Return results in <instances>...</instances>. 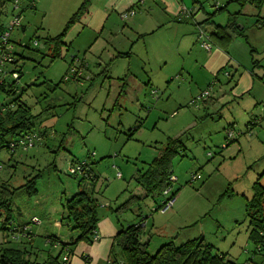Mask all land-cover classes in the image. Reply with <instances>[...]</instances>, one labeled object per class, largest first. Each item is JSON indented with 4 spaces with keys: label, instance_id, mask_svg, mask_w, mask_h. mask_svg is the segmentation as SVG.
<instances>
[{
    "label": "rangeland",
    "instance_id": "obj_1",
    "mask_svg": "<svg viewBox=\"0 0 264 264\" xmlns=\"http://www.w3.org/2000/svg\"><path fill=\"white\" fill-rule=\"evenodd\" d=\"M64 1L16 0V8L13 0L7 1L0 16L5 29L18 16L20 26L9 31L8 40L21 71L15 85L17 92L23 90L21 100L35 115L33 132H44L27 150L17 147L12 157L0 148V185L18 187L35 176L36 187L30 196L21 190L15 193L11 223L5 230L0 228L1 246L25 250L37 261L56 256L60 247L48 242L52 236L69 241L78 235L65 218L63 203L80 188L106 213L131 195L141 196L123 213H111L123 226L145 225L149 253L164 242L178 245L201 234L234 263L264 264V256L254 254L247 239L246 216L252 184L264 189V24L257 27L258 17L252 15L260 11L262 16L264 4L258 9L249 2L241 6L232 0H183L196 21L213 13L212 20L224 24L228 12L244 13L237 25L245 26L246 39L233 38L228 49L244 54L246 65L258 72L254 79L260 99L243 111L245 98L237 105L238 100L223 97L230 87L224 73L212 85V76L192 65L195 56L206 51L196 42L194 49L191 42L183 46L193 20L165 24V14L157 5L137 12L145 16L139 29L144 33H129L130 19L120 33L124 24L118 17L117 30L113 12L116 21H106L94 43L96 33L88 24L75 35L85 12L66 33L70 45L50 61L47 50L35 41L64 28L75 10L64 9ZM224 4L226 10L216 11ZM251 47L257 51H250ZM250 52L261 66H251ZM11 66L3 68L6 82L15 79L9 73ZM204 90L209 92L206 101L191 103ZM8 99L0 91V102ZM168 137H180L182 147L171 163L176 178L171 189H178L172 205L161 211L155 208L168 195L142 198L131 176L148 167ZM71 162L88 164L98 177L93 186L89 178L77 186L81 174L65 172ZM33 216L39 224L31 222ZM26 223L29 235L12 229L25 228Z\"/></svg>",
    "mask_w": 264,
    "mask_h": 264
},
{
    "label": "trees",
    "instance_id": "obj_2",
    "mask_svg": "<svg viewBox=\"0 0 264 264\" xmlns=\"http://www.w3.org/2000/svg\"><path fill=\"white\" fill-rule=\"evenodd\" d=\"M7 1L10 0H0V16L3 13V7ZM232 1L240 2L241 6L249 2L250 4H254L258 9L264 4V0ZM87 4V0H84L80 4L77 10L66 21L64 28L60 33L43 38L42 44L48 46L46 54L50 61L61 56L62 48L66 46L63 38L74 23H76L86 12ZM221 10H226V4L216 9V11ZM241 14V9L234 13L228 12L226 23L221 25L212 20L213 13H210L206 18L199 22L198 25H200V28L205 33L208 32V37L211 43L225 49L233 38L243 36V28L239 24L237 25V18ZM256 22H258V20ZM5 30V27L0 24V37ZM10 55L12 57L11 51ZM16 62V59L12 58L10 62L3 65V68L6 65L11 64L12 69L9 73L11 74L12 72L17 71V76L19 77L21 71L20 67L16 69ZM15 80L16 79L11 82H6L4 78H2V75L0 76V91L6 94L9 98L7 101L0 102V148H5L10 151L11 157L16 150V148L13 150L9 148V143L11 141L23 137L30 132L36 133L39 137L44 134V132H33L31 127L35 115L31 114L30 108L21 100L23 90L17 92ZM180 147H182L180 137H168L158 153L151 159L148 167L142 172L133 173L131 176L141 190L140 195H142V198L147 196L154 198L161 194L168 195L160 205L156 206L155 210H161L168 201L174 200L178 188L175 190L171 189V182L176 180L172 175L171 163L172 158L180 150ZM71 163L80 165L82 168V171L78 173L81 174V178L78 181L77 186L80 187L85 178L91 179V185L93 186L98 177L87 169L86 165L88 164L85 162ZM173 177L175 179H173ZM34 178L35 176L27 178L25 182L18 187H9L6 183H1V229L5 230L6 226L11 223L12 200L17 190L23 191L28 196L36 193ZM252 191V196L246 201V216L248 217V225L250 227L247 238L254 244V252L260 253L264 251V189L254 182L252 184ZM140 198L137 195H131L115 208L110 207V211L115 214L123 213L130 208L129 205L133 203L134 199ZM98 206L99 203L91 194L79 188L70 197L66 198L63 203V208L66 214L65 218L71 222V229L78 230V235L75 238L63 242L59 241L57 237L52 236V239H50L49 242L52 244L53 240L58 241L60 243L59 252L56 256L48 255L42 262H38L35 258L32 259L31 253H28L25 250L1 246V243L0 264H67L77 242L83 241L92 243L94 241L93 237L95 233H97L96 226L99 219ZM141 223L142 222L129 224L118 230L113 237V242L109 250L110 264H237L226 259L225 254L216 251L214 247L205 242L201 236L186 240L178 245L170 240L161 244L154 253H149V236L143 237V229L145 225ZM26 226L27 223L25 224V227ZM22 227L20 229L13 227L12 229L19 230L21 233L26 232V229H23ZM260 231H263V233L261 234ZM26 233L29 235L28 232ZM117 251L119 252L118 255H116ZM60 256L61 261L59 260ZM63 257H66V259L63 260ZM82 258L84 261H89L86 256H83Z\"/></svg>",
    "mask_w": 264,
    "mask_h": 264
},
{
    "label": "crops",
    "instance_id": "obj_3",
    "mask_svg": "<svg viewBox=\"0 0 264 264\" xmlns=\"http://www.w3.org/2000/svg\"><path fill=\"white\" fill-rule=\"evenodd\" d=\"M13 1L15 3L16 0H13ZM83 1L84 0H65L63 4V8L69 9V7H71V11H73L74 9L77 10V8L80 6V4ZM87 1H88V4L86 7V15L83 19L79 21V26L81 27H79V31H75V35L79 36V34L82 32L81 28L83 27V25L87 26L88 24V27H90L91 29L93 27L92 29L93 33L94 34L96 33L95 40L92 43H94L97 39V36L101 34L103 30L102 28H104L106 21L107 22L109 21L112 22V20L113 22L116 21V15H115V18L112 19L114 15L113 12L117 13V23H118L117 30L121 26V23L119 22L120 19H121L120 21H122L124 24L121 26L122 28H120V33L123 32L124 28H128L126 27L128 24L126 22L127 19L128 20L130 19L129 24L132 26V27H129L128 29L129 33L131 34L144 33V30H139V29L142 26L143 18L145 16H143L142 14L137 15V12L141 10H146L150 8L151 5H157L162 9V11L165 14V20H164L165 24L176 23V22L179 24L184 21H187L188 19L190 21L193 20L192 26L188 25V27L186 28L187 34H189V36L183 40V46L186 47L188 43L191 42L193 45V49H194L198 47V45L196 46L194 42L200 43L199 42L200 40L198 38V33H199V30H201V28H200V25H198V23L201 22L203 19L201 21L194 20V17L192 19V16H193L192 9L188 8V6H186V3L183 0H87ZM21 3H22L21 7L23 8V2L21 1ZM13 8H14V5H13ZM131 9L134 10L133 15L131 16L129 15L125 19H122L120 17V13L122 11H126V10L129 11ZM75 10L71 13V15L75 12ZM230 13H234V12H230ZM241 13L244 14L242 11ZM71 15L68 17V19L71 17ZM252 15H255L256 17H258L257 19L258 22H256L257 20L255 21V24L257 27L260 26V24H264V14L261 16L260 11H256L252 13ZM98 19H99V22H98ZM226 21H227V17H226ZM0 24H2L3 27H5L2 22H0ZM112 25L114 26V23H112ZM241 27L243 28V30L245 29L244 25H241ZM23 29L24 28L22 27L21 30ZM113 31H114V28L112 27L111 32ZM66 35L64 36L63 40L65 42V45L69 46L71 41H68L66 39ZM206 35H208V32H206ZM46 36H52V35L46 32L43 37H38L39 39L36 40L35 42H40L41 43L40 46L47 50L48 46L42 44L43 38ZM241 37H244L246 39V36L244 35V33H243V36ZM128 41L129 39H127V42ZM253 50L257 51L255 47H251L250 51H253ZM249 57L252 62L251 66H255V65L261 66V63L258 61V59L256 60L254 59L251 52L249 54ZM244 59H245V56L241 52L232 50L231 48L228 49V46L225 49H223L215 45L214 43H212L210 51H205L203 55L202 53H200L198 56H195L192 65L201 66V69L203 72L211 75L212 77L210 80H211L212 85L218 83L219 81L218 75L221 73H224V76L226 77V82L230 84V87H229L227 94H223V97H225L226 100L229 99L230 97L233 100H238V102L236 103L237 105L240 104L239 103L240 100H243V98H245V100L243 101L245 107L244 108L240 107V109H242L243 111H246V109H250L254 104L256 105L257 103H259L258 100L260 98L258 94H256V92H259L260 89L257 86H255L256 80L254 79V77L258 78V72H255L254 69L249 68V66L246 65V63L244 62ZM181 69L182 70L187 69V73L188 74L190 73V68H184V66H182ZM225 72H227V75H225ZM198 96H196L195 99L192 100L191 103H195L197 100L203 101V102L206 101L207 97L204 99H199ZM98 211H99L98 212L99 219H98L97 226H96L98 239L95 240L94 243H87L83 241L77 242L74 246V249L71 253V256L67 264H110L109 250L113 242V237L116 235L118 230L123 227V225L118 222V219L112 216L111 212L106 213L104 210H98ZM249 230H250V227L248 225L247 237H248ZM199 236L202 237L201 234ZM199 236H196V237H199ZM53 243H55L53 244L54 247H57V248L60 247V243L58 241L53 240ZM56 243H58V245H56ZM254 250H255V247L252 250L254 254H259V255L264 256V251L260 253L259 252L256 253L254 252ZM219 253H223V252H219ZM81 256L82 257L86 256L89 259V261L88 262L84 261ZM35 259L37 260V258ZM40 261L42 262L43 260H40Z\"/></svg>",
    "mask_w": 264,
    "mask_h": 264
},
{
    "label": "built area",
    "instance_id": "obj_4",
    "mask_svg": "<svg viewBox=\"0 0 264 264\" xmlns=\"http://www.w3.org/2000/svg\"><path fill=\"white\" fill-rule=\"evenodd\" d=\"M14 7L16 8L17 5H16V1L14 3ZM134 14V10H129L124 13H120V17L122 19H125L126 17H128L129 15H133ZM18 16H15L10 22L9 24L7 25V28L6 30L2 33L1 37H0V76L3 74V65L5 63H8L12 60V57L10 55V50H9V45H8V40H9V31L18 26ZM198 38H199V42H200V45L206 50V51H210L211 49V46H212V43L208 37V35H206V33L201 29L199 30V33H198ZM73 68H71V71H72ZM75 69H73L74 71ZM225 75H227V72H225ZM11 76L13 78H17V74L16 72H12L11 73ZM209 96V92L208 90H205L203 91L199 96L198 98L199 99H204L206 97ZM41 138V136L39 137V135H37L36 133H28L27 135H24L23 137H19L17 138L16 140H13L9 143V148L11 150H13L14 148H17V147H21L23 150H27L28 148L32 147L34 142L36 140H39ZM69 167L66 168L65 172L67 173H70V174H74V173H80L82 171V168L80 165H75V164H72L70 163L68 165ZM0 169H1V165H0ZM117 176H120V174L117 172L116 174ZM173 179H175L173 177ZM173 200H170L168 201V203L161 209V211H165L169 206H171ZM31 222L34 223V224H39L40 221L36 218V217H32L31 218ZM23 229H26V227ZM260 233L262 234L263 231H260ZM94 241L98 239V234L95 233L94 237H93ZM66 257H63V260H65Z\"/></svg>",
    "mask_w": 264,
    "mask_h": 264
}]
</instances>
